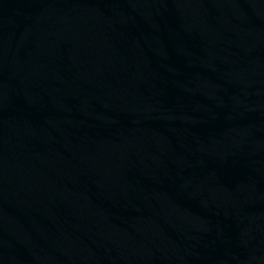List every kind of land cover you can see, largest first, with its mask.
Wrapping results in <instances>:
<instances>
[{
	"label": "water",
	"instance_id": "water-1",
	"mask_svg": "<svg viewBox=\"0 0 264 264\" xmlns=\"http://www.w3.org/2000/svg\"><path fill=\"white\" fill-rule=\"evenodd\" d=\"M0 264H264V0H0Z\"/></svg>",
	"mask_w": 264,
	"mask_h": 264
}]
</instances>
